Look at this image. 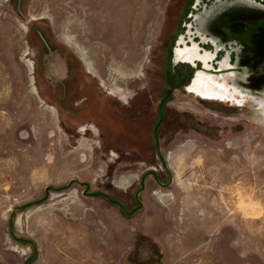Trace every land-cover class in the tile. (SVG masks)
<instances>
[{
    "label": "rangeland",
    "instance_id": "374dc122",
    "mask_svg": "<svg viewBox=\"0 0 264 264\" xmlns=\"http://www.w3.org/2000/svg\"><path fill=\"white\" fill-rule=\"evenodd\" d=\"M218 1L0 0V264H264L261 99L174 61Z\"/></svg>",
    "mask_w": 264,
    "mask_h": 264
},
{
    "label": "water",
    "instance_id": "95a60500",
    "mask_svg": "<svg viewBox=\"0 0 264 264\" xmlns=\"http://www.w3.org/2000/svg\"><path fill=\"white\" fill-rule=\"evenodd\" d=\"M240 1V3H238ZM219 0L217 3L204 9L199 14V19L195 16L193 30L189 24L186 34H192L198 38L195 42L200 44H210L213 57L210 60V68H205L200 61L192 66V76L197 70L212 73L239 72V67L245 69L242 80H237L234 84L232 76L224 77V80L236 87L239 95L248 98L264 99V4L257 0H230L226 4ZM193 37L189 39L191 43ZM198 51H204L202 47ZM219 51H224L223 60L228 66L220 68V62L215 61L217 67L213 66V61ZM233 55V60L231 54ZM200 64L199 66L197 64ZM239 66V67H238ZM178 81L159 103L160 119H162V104L176 89ZM157 125L154 132H156Z\"/></svg>",
    "mask_w": 264,
    "mask_h": 264
},
{
    "label": "bare ground",
    "instance_id": "6f19581e",
    "mask_svg": "<svg viewBox=\"0 0 264 264\" xmlns=\"http://www.w3.org/2000/svg\"><path fill=\"white\" fill-rule=\"evenodd\" d=\"M180 37L178 38V41ZM177 41V43H178ZM177 45V44H176ZM191 51V56L181 57L177 50H173L174 54V61L175 63H190L194 65L195 61H200L205 68H210V65L206 67V63L204 58L209 55V51L203 54H200L199 51L191 47L189 48ZM82 57V56H81ZM228 66L227 61L223 60L220 62L219 67L223 68ZM239 67V66H238ZM239 72H225V73H210L208 71L197 70L195 75L191 79V82L186 86V90L188 89L190 92H194L196 96L207 99V100H214L220 102H228L230 104L235 103L236 105L240 106L248 102V97L240 96L236 87L232 86L231 84L227 83L224 80V77L232 76L234 80V84H237V80H242L245 69L239 67ZM219 75L221 78V82L216 79V75ZM255 100V98H253ZM257 106L264 108V99L258 100L256 103ZM50 146V145H49Z\"/></svg>",
    "mask_w": 264,
    "mask_h": 264
},
{
    "label": "flooded vegetation",
    "instance_id": "af4514ba",
    "mask_svg": "<svg viewBox=\"0 0 264 264\" xmlns=\"http://www.w3.org/2000/svg\"><path fill=\"white\" fill-rule=\"evenodd\" d=\"M222 1H224L223 3H221V4H226L228 1H230V0H222ZM237 1V0H236ZM238 3H240V1L238 2ZM198 5V4H197ZM196 17H197V19H199V15H196ZM196 41L193 39V41L191 42V45H189V44H187V43H185V41H184V37H183V35H181L180 36V40L178 41V43H177V45H175L174 46V49H176L177 50V53L181 56V57H185V56H188V57H190L191 55V51H189V48H191V47H194V48H196L197 50H199V48L201 47L200 46V44L198 45V47H197V44L195 43ZM204 51H199V53L200 54H203V53H206V52H208V50H206V49H203ZM233 56V53L231 54V57ZM212 57H213V54H212V52H210L209 53V55L207 56V58L205 57L204 58V60H205V63H206V67H208L209 65H210V60L212 59ZM195 62H197V61H195ZM194 62V63H195ZM193 65V64H192ZM209 68V67H208ZM210 73H212V72H210ZM194 76V75H193ZM193 76H192V78H193ZM216 79L219 81V82H221V78H220V76L217 74L216 76ZM183 78V77H182ZM191 78V79H192ZM190 82H191V80H190ZM189 82V83H190ZM188 83V84H189ZM187 84V85H188ZM186 85V86H187ZM186 86H185V88H186ZM184 88V89H185ZM187 92H189V93H191V94H195L194 92H190L188 89L186 90ZM196 96V95H195ZM196 97H198V96H196ZM198 98H200V97H198ZM200 99H202V98H200ZM204 100H207V99H204ZM220 102V101H219ZM162 109V108H161ZM84 128V127H83ZM86 129L84 128V131H85Z\"/></svg>",
    "mask_w": 264,
    "mask_h": 264
}]
</instances>
